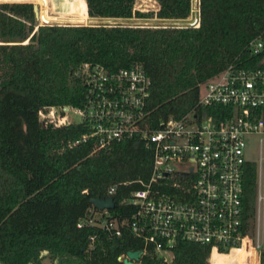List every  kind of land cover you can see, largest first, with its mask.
Returning <instances> with one entry per match:
<instances>
[{"label": "trees", "instance_id": "trees-1", "mask_svg": "<svg viewBox=\"0 0 264 264\" xmlns=\"http://www.w3.org/2000/svg\"><path fill=\"white\" fill-rule=\"evenodd\" d=\"M27 1L41 3L44 18L55 19L46 11L55 0L0 3V261L42 264L51 257L52 264H124L120 255L141 250L139 264H210V244L179 240L171 259L162 261L128 226L121 236L86 221L79 226L89 216L91 198L108 197L111 186L113 212L130 216L135 207L124 200L150 180L154 152L137 136L104 148L94 137L74 144L92 132L91 124H59L41 111L84 106L86 63L110 72L139 63L152 82L147 101L152 127L193 110L217 116L226 107L199 105L200 84L231 64H264V0H200L199 27L38 24L33 2ZM156 1L158 11L143 12L136 0H64L72 12L94 18L192 14L193 0ZM254 40L263 42L256 54L250 49ZM245 189V211L252 214L254 165ZM250 249L247 242L231 264L247 262Z\"/></svg>", "mask_w": 264, "mask_h": 264}, {"label": "built area", "instance_id": "built-area-1", "mask_svg": "<svg viewBox=\"0 0 264 264\" xmlns=\"http://www.w3.org/2000/svg\"><path fill=\"white\" fill-rule=\"evenodd\" d=\"M39 5L40 24H54L44 18ZM200 24L198 0L184 26ZM262 48L261 40L251 42L254 54ZM83 72L89 84L84 106L50 107L41 111L42 117L68 124L75 121L68 116L73 111L80 122L91 124L92 132L74 144L94 137L97 147L104 148L114 140L137 136L152 147L154 161L150 180L124 200L135 207L130 216L92 204L88 218L78 225L86 221L115 236L128 226L165 261V252L171 253L179 240L212 245L210 259L220 263L248 242L250 264H259L253 261L258 253L264 264V64H231L200 84L199 105L226 107L217 116L193 110L164 118L158 127L148 122L152 82L141 64L110 72L86 63ZM251 165L256 170V195L254 212L247 214L245 178ZM115 191L111 186L108 197ZM126 257L119 259L124 262Z\"/></svg>", "mask_w": 264, "mask_h": 264}, {"label": "rangeland", "instance_id": "rangeland-1", "mask_svg": "<svg viewBox=\"0 0 264 264\" xmlns=\"http://www.w3.org/2000/svg\"><path fill=\"white\" fill-rule=\"evenodd\" d=\"M56 6L52 5L48 8L47 12L51 17H54L53 22L55 23H65V24H123V25H144V26H166V25H172V26H184L188 24V21L190 19H186V21H180V20H173V19H164L159 18L157 16L153 17H144V18H94L90 17L89 14L84 16L83 14L72 12L68 6L64 2V0H55ZM5 2V1H0ZM12 2V1H9ZM27 2H33L35 1H27ZM198 6V0H193V8L196 10ZM160 8L159 3L156 0H136V9L143 11V12H156ZM38 24L41 23V20H37ZM58 112H56V115ZM73 120L79 121L78 115L74 114L73 111L69 112V115ZM263 230H264V208H263ZM263 245H264V238H263ZM240 252H233V256L224 257L221 264H231L232 260L236 257L237 254ZM165 255L167 256L168 260L171 259V253L165 252ZM249 259V258H248ZM247 259V260H248ZM256 261V260H253ZM216 262L210 259V264H215ZM42 264H52V258L51 257H45L42 261ZM243 264H250L249 260L246 262L244 261Z\"/></svg>", "mask_w": 264, "mask_h": 264}, {"label": "water", "instance_id": "water-1", "mask_svg": "<svg viewBox=\"0 0 264 264\" xmlns=\"http://www.w3.org/2000/svg\"><path fill=\"white\" fill-rule=\"evenodd\" d=\"M0 3H3V2H0ZM33 5H34L35 19L39 20L40 13H41L40 5L39 3H36V2L33 3ZM14 15H16L19 18L26 19L25 16H23L22 14H14ZM65 110H69V106H65ZM91 203L94 204L99 209H104V208L112 209V208H115V205H116L115 200L112 196L107 197V198L93 197L91 198ZM45 252L47 253L48 251L45 250ZM142 255H143V252L141 250L128 251L127 257L124 258V263L125 264H138ZM160 258L162 261H165V258L163 256H161ZM0 264H6V263L0 261Z\"/></svg>", "mask_w": 264, "mask_h": 264}, {"label": "bare ground", "instance_id": "bare-ground-1", "mask_svg": "<svg viewBox=\"0 0 264 264\" xmlns=\"http://www.w3.org/2000/svg\"><path fill=\"white\" fill-rule=\"evenodd\" d=\"M4 1H14V0H4ZM255 256H256L255 260H256L259 264H261V260H262L261 254L258 253V254H256Z\"/></svg>", "mask_w": 264, "mask_h": 264}, {"label": "crops", "instance_id": "crops-1", "mask_svg": "<svg viewBox=\"0 0 264 264\" xmlns=\"http://www.w3.org/2000/svg\"><path fill=\"white\" fill-rule=\"evenodd\" d=\"M187 20L190 19V16L186 18ZM186 19H173V20H180V21H186Z\"/></svg>", "mask_w": 264, "mask_h": 264}]
</instances>
